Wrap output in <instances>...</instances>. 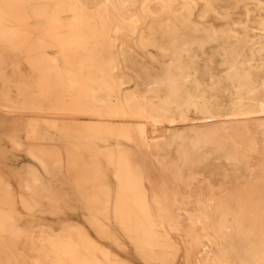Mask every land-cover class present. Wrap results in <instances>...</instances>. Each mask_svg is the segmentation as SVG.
<instances>
[{"label": "rangeland", "instance_id": "obj_1", "mask_svg": "<svg viewBox=\"0 0 264 264\" xmlns=\"http://www.w3.org/2000/svg\"><path fill=\"white\" fill-rule=\"evenodd\" d=\"M0 264H264V0H0Z\"/></svg>", "mask_w": 264, "mask_h": 264}, {"label": "bare ground", "instance_id": "obj_2", "mask_svg": "<svg viewBox=\"0 0 264 264\" xmlns=\"http://www.w3.org/2000/svg\"><path fill=\"white\" fill-rule=\"evenodd\" d=\"M119 1H120L123 5H126V6H134V5L137 3L138 0H119ZM105 2H106V1H105ZM56 3H57V2H56ZM67 4H68V2H67ZM67 4H66V5H67ZM103 4H105V3H103ZM106 4H107V3H106ZM177 4H178V3H177ZM57 5H58V4H57ZM68 5H69V4H68ZM64 6H65V5H64ZM65 7H66V6H65ZM68 7H69V6H68ZM65 9H66V8H65ZM122 9H123V8H122ZM68 10H69V9H68ZM163 10H164V9H163ZM56 11H57V9H56ZM62 11H63V9H62ZM83 12H84V11H83ZM107 13H108V12H107ZM64 14H65V13H64ZM54 16H55V15H54ZM58 17H59V16H58ZM107 17H108V16H107ZM108 20H109V19H108ZM139 20H140V19H139ZM136 21H137V20H136ZM109 22H110V21H109ZM141 22H142V21H141ZM142 24H143V23H142ZM139 26H140V25H139ZM133 29H134V28H133ZM140 29H141V28H140ZM135 30H136V29H135ZM135 30H134V32H135ZM152 32H153V31H152ZM152 32H151V33H152ZM102 34H103V33H102ZM146 34H147V33H146ZM139 35H140V34H139ZM182 37H183V36H182ZM141 39H143V36H142ZM135 40H136V39H135ZM174 40H175V39H174ZM133 41H134V40H133ZM139 41H141V40H139ZM144 41H145V39H144ZM143 43H145V42H143ZM167 43H168V42H167ZM139 44H140V42H139ZM215 44H216V43H215ZM145 45H146V43L144 44V46H145ZM140 46H141V45H140ZM144 46H143V47H144ZM167 46H168V45H167ZM144 48H145V47H144ZM137 49H138V48H137ZM165 49H166V48H165ZM171 50H172V49H171ZM138 51H139V50H138ZM145 51H146V50H145ZM174 51H175V50H174ZM140 52H141V51H140ZM140 52H139V53H140ZM150 54H151V53H150ZM188 55H189V54H188ZM112 59H113V57H112ZM108 64H109V63H108ZM158 64H159V63H158ZM233 65H234V64H233ZM233 65H232V66H233ZM114 66H115V65H114ZM234 66H235V65H234ZM110 67H111V66H110ZM108 68H109V66H108ZM231 68H232V67H231ZM234 68H235V67H234ZM102 69H103V68H102ZM233 70H234V69H233ZM235 71H236V70H235ZM236 72H237V71H236ZM171 74H172V73H171ZM114 75H115V74H114ZM246 78H247V77H246ZM243 80H244V79H242V82H243ZM108 83H109V82H108ZM112 83H113V82H112ZM248 83H249V82H248ZM248 83H246V84H248ZM110 84H111V83H110ZM116 84H117V83H116ZM241 84H242V83H241ZM250 87H252V86H250ZM242 105H243V103L241 104L240 109H241ZM249 105H250V104H249ZM251 105H252V104H251ZM251 105H250V106H251ZM250 106H249V107H250ZM246 107H247V106H246ZM243 108H244V106H243ZM250 108H251V107H250ZM240 109H239V110H240ZM251 110H252V109H251ZM251 110H250V109H249V110H248V109H244V112H243V113L249 115L251 112H253V111H251ZM135 112H136V111H135ZM243 113H242V114H243ZM255 114H256V113H255ZM251 115H253V113H252ZM251 115H250V116H251ZM210 136H211V135H210ZM212 137H213V136H212ZM173 179H174V178H173ZM208 198H209V197H208ZM214 199H215V197H214ZM227 199H228V198H227ZM250 199H251V198H249V200H250ZM217 201H218V200H217ZM210 202L212 203V198H211ZM219 202H220V201H219ZM183 203H184V202H183ZM191 205H192V204H191ZM181 206H182V205H181ZM216 206H217V208H219V207L221 208L222 205L220 206V204H217ZM224 207H225V206H224ZM182 208H183V207H182ZM185 208H186V207H185ZM186 210H187V209H186ZM187 212H188V210H187ZM187 212H186V213H187ZM188 215H189V214H188ZM229 252H230V251H229ZM213 253H214V252H213ZM196 260H197V259H196Z\"/></svg>", "mask_w": 264, "mask_h": 264}, {"label": "crops", "instance_id": "obj_3", "mask_svg": "<svg viewBox=\"0 0 264 264\" xmlns=\"http://www.w3.org/2000/svg\"><path fill=\"white\" fill-rule=\"evenodd\" d=\"M106 188H108V186H105V187H101V189H104V190H105Z\"/></svg>", "mask_w": 264, "mask_h": 264}]
</instances>
